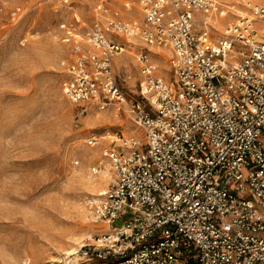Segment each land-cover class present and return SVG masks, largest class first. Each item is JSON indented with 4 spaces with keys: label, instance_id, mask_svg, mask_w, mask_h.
I'll return each instance as SVG.
<instances>
[{
    "label": "built area",
    "instance_id": "obj_1",
    "mask_svg": "<svg viewBox=\"0 0 264 264\" xmlns=\"http://www.w3.org/2000/svg\"><path fill=\"white\" fill-rule=\"evenodd\" d=\"M51 1L64 12L79 0ZM132 7L140 20L99 0L91 23L68 39L63 95L78 117L109 99L141 131L115 134L103 150L112 181L85 206L110 232L84 248L86 264H264V6L124 3ZM134 50L139 99L131 101L112 64ZM161 50L173 80L151 59Z\"/></svg>",
    "mask_w": 264,
    "mask_h": 264
},
{
    "label": "rangeland",
    "instance_id": "obj_2",
    "mask_svg": "<svg viewBox=\"0 0 264 264\" xmlns=\"http://www.w3.org/2000/svg\"><path fill=\"white\" fill-rule=\"evenodd\" d=\"M98 1L79 0L73 11L61 12L51 0H0V264H86L84 248L110 232L89 221L85 202L112 181L103 156L111 138L141 131L109 99L78 117L79 108L63 95L72 60L68 39L91 23ZM127 1L136 2L112 0L114 10L140 20L136 7L125 11ZM215 1L242 12L248 4L264 6V0ZM135 55L128 51L112 64L115 84L131 101L139 99ZM151 57L166 81L173 80L168 53Z\"/></svg>",
    "mask_w": 264,
    "mask_h": 264
},
{
    "label": "bare ground",
    "instance_id": "obj_3",
    "mask_svg": "<svg viewBox=\"0 0 264 264\" xmlns=\"http://www.w3.org/2000/svg\"><path fill=\"white\" fill-rule=\"evenodd\" d=\"M160 53H167L165 50H161ZM136 133V132H135ZM104 180V178H102ZM75 251L76 250H72L71 252H68L67 255L68 256H71V255H74L75 254Z\"/></svg>",
    "mask_w": 264,
    "mask_h": 264
}]
</instances>
